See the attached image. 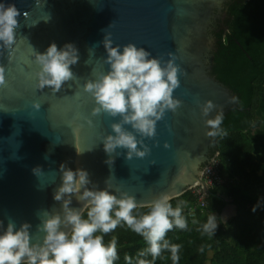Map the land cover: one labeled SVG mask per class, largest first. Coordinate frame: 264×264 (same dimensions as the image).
Returning a JSON list of instances; mask_svg holds the SVG:
<instances>
[{"label": "water", "instance_id": "obj_1", "mask_svg": "<svg viewBox=\"0 0 264 264\" xmlns=\"http://www.w3.org/2000/svg\"><path fill=\"white\" fill-rule=\"evenodd\" d=\"M228 1L40 0L36 7V0H0L15 4L21 12L16 43L10 51L0 50L7 79L0 88V220L5 229L9 220L17 230L29 223L33 243L37 235L42 243L44 234L37 232V226L43 213L62 214V202L54 200L62 184L61 164L73 171L86 170L99 190L108 181L113 194L119 188L135 196L140 207H149L162 193L173 200L194 186L211 192L202 173L218 145L206 136L210 129L205 119L214 118L221 107L227 112L239 105L229 102L235 93L212 74L216 40L210 30L227 17ZM108 33L121 51L132 43L162 61L171 52L187 72L180 75V87L173 94L182 106L157 122L154 138L137 135L150 154L127 160V150L117 149L111 167L105 163L110 157L102 140L114 135L111 125L120 117L92 116L96 104L84 91L89 80L109 71L102 43ZM53 42L60 49L74 44L79 51V62L72 66L76 78L56 93L47 86L38 89L40 66L34 53H45ZM207 101L217 108L204 118L201 106ZM36 103L41 105L39 111L33 107ZM166 143L170 148L164 147ZM37 167L43 170L38 177L33 172ZM70 207L82 205L73 196Z\"/></svg>", "mask_w": 264, "mask_h": 264}, {"label": "clouds", "instance_id": "obj_2", "mask_svg": "<svg viewBox=\"0 0 264 264\" xmlns=\"http://www.w3.org/2000/svg\"><path fill=\"white\" fill-rule=\"evenodd\" d=\"M36 7H40V0H36ZM20 15L15 4L0 3V50H12ZM26 15L25 12L24 17ZM102 43L107 53L104 63L109 66V71L100 73L94 81L89 80L84 91L93 97L96 104L92 116L103 113L113 118L120 117L119 122L111 125L114 135L102 140L104 151L110 157L105 163L111 167L115 163L113 154L117 149L127 150V160L134 157L143 159L150 154L151 149L143 139L138 140L137 135L154 138L157 122L165 117L166 112H175L182 106L173 94L180 87V75L186 76L187 72L176 63L178 58L171 52L168 53L170 58L162 61L150 58V52L132 43L123 46L121 51L120 46H113L110 33L104 36ZM34 53L40 66L38 89L43 90L47 86L56 93L66 82L76 78L72 66L79 62V51L74 44H65L60 49L53 42L45 53ZM6 84V68L0 64V88ZM229 102L235 104L237 98L233 96ZM33 107L39 111L41 105L36 103ZM216 108L212 101H207L201 106L202 116L207 118ZM223 113L221 107L214 118L205 119L206 127L210 129L206 132L207 137L226 135L220 127ZM87 123L93 124L91 119ZM164 147L170 148V145L166 143ZM77 154L83 152L77 150ZM59 171L62 184L55 191L54 200L62 202V214L43 213L37 226V232L44 234L42 243L39 235L33 243L31 224L23 223L17 230L16 224L9 220L5 229L4 221L0 220V264H115L118 259L117 239L113 237L105 243L104 236L121 224L141 236L148 245L137 254L135 262L131 256L125 255L126 264H154L164 251L171 253L173 264H178L180 245L172 244L166 237L173 228H187V220L182 214L186 202L180 201L173 207V197L162 193L151 202L148 212L137 216L133 214L134 210L141 205L135 196L119 188L115 190L117 194H113L108 181H105L106 187L99 190L83 169L73 171L66 164H61ZM33 172L38 177L43 170L37 167ZM200 189L203 188L200 186ZM73 196L82 208L70 207ZM226 208L229 214L233 205ZM223 218L226 220L228 216ZM217 228L215 214L209 216L202 226L207 234H214ZM148 256L151 260L147 259Z\"/></svg>", "mask_w": 264, "mask_h": 264}, {"label": "trees", "instance_id": "obj_3", "mask_svg": "<svg viewBox=\"0 0 264 264\" xmlns=\"http://www.w3.org/2000/svg\"><path fill=\"white\" fill-rule=\"evenodd\" d=\"M224 9L227 17L210 30L216 40L212 74L235 93L239 103L223 113L220 127L226 135L214 137L218 171L225 183L212 186L204 203L198 189L171 200L173 207L186 202L182 214L187 228H173L166 237L180 245L178 264H264V153L257 150L255 138L264 129V0H229ZM230 204L236 213L225 220L223 212ZM194 208L199 209L193 219L189 214ZM148 211L149 207H137L133 214ZM214 214L216 232L204 233L202 226ZM113 237L118 250L115 264H126L125 255L135 262L148 246L124 224L105 235V243ZM154 264H173L171 253L164 251Z\"/></svg>", "mask_w": 264, "mask_h": 264}, {"label": "rangeland", "instance_id": "obj_4", "mask_svg": "<svg viewBox=\"0 0 264 264\" xmlns=\"http://www.w3.org/2000/svg\"><path fill=\"white\" fill-rule=\"evenodd\" d=\"M262 117H263V123H264V109H263V115H262ZM255 138L257 140V150L264 153V129L263 128L260 130V134L257 135V136H255ZM216 149L213 150V153L211 155L210 161L206 165H204L203 172L204 171H212V170H214L213 167L217 163L218 157H219V154L215 153ZM202 176H203V173H202ZM258 178H260V177H258ZM263 181H264V179H263ZM193 189L194 190L198 189V192L199 193L201 192L200 186H196ZM234 212H236V209L235 208H233V210H231V212L228 214L229 215L228 216V219L231 218L234 215L233 214ZM208 213H209V209L205 210L203 215L205 216Z\"/></svg>", "mask_w": 264, "mask_h": 264}, {"label": "built area", "instance_id": "obj_5", "mask_svg": "<svg viewBox=\"0 0 264 264\" xmlns=\"http://www.w3.org/2000/svg\"><path fill=\"white\" fill-rule=\"evenodd\" d=\"M219 167H220V162L217 161V163L213 167L214 170L203 172V178L207 181L208 185L211 187L215 186L216 184H224L225 183V181L221 179L220 173L218 171ZM200 194L203 196L201 200L204 203L205 197L207 195L205 190L201 189ZM203 206H205V205H203ZM198 209L199 208H194V209L190 210L189 217L194 219L195 213Z\"/></svg>", "mask_w": 264, "mask_h": 264}, {"label": "bare ground", "instance_id": "obj_6", "mask_svg": "<svg viewBox=\"0 0 264 264\" xmlns=\"http://www.w3.org/2000/svg\"><path fill=\"white\" fill-rule=\"evenodd\" d=\"M195 187V186H194Z\"/></svg>", "mask_w": 264, "mask_h": 264}]
</instances>
